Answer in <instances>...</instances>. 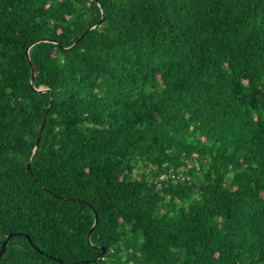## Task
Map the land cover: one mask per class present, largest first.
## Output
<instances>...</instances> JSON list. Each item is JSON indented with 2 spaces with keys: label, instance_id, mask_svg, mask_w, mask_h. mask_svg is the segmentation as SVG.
<instances>
[{
  "label": "trees",
  "instance_id": "1",
  "mask_svg": "<svg viewBox=\"0 0 264 264\" xmlns=\"http://www.w3.org/2000/svg\"><path fill=\"white\" fill-rule=\"evenodd\" d=\"M5 239L0 264H264V0H0Z\"/></svg>",
  "mask_w": 264,
  "mask_h": 264
},
{
  "label": "water",
  "instance_id": "2",
  "mask_svg": "<svg viewBox=\"0 0 264 264\" xmlns=\"http://www.w3.org/2000/svg\"><path fill=\"white\" fill-rule=\"evenodd\" d=\"M92 27H93V26H92ZM92 27H91V28H92ZM76 43H77V40L73 43V45H75ZM30 46H31V45H30ZM30 46H28V48L26 49V54H27V56H28V49H29ZM28 62H29L30 67H31V73H30V87H31L32 89L36 90V91H45V90H46L45 88H35V87H34V84H33V80H34V72H33L32 64H31V61H30L29 57H28ZM41 129H42V125H41V127H40V131H41ZM38 140H39V137L37 138V140H36V144H35V145H37ZM94 215H95V217H94V223H93V226H94V225L96 224V222H97V216H96L95 213H94ZM93 226H92V228H93ZM92 228H91V230H92ZM91 230H90V231L88 232V234H87V241H88V242H89V235H90ZM13 235H16V233H11L9 236H13ZM27 238H28V236H27ZM28 239H29V238H28ZM29 242H30L31 245H34L30 239H29ZM6 244H7V239H5V240L3 241V243L1 244V247H0V256H1L2 252L5 250Z\"/></svg>",
  "mask_w": 264,
  "mask_h": 264
}]
</instances>
